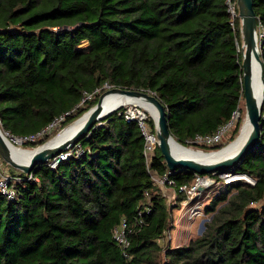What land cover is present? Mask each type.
Wrapping results in <instances>:
<instances>
[{"label": "trees", "instance_id": "1", "mask_svg": "<svg viewBox=\"0 0 264 264\" xmlns=\"http://www.w3.org/2000/svg\"><path fill=\"white\" fill-rule=\"evenodd\" d=\"M253 10L264 25V0H253ZM237 15L226 0H0V129L32 135L73 110L50 135L25 143L34 148L95 105L108 85L155 95L183 146L238 110L232 142L244 115ZM260 55L264 67V37ZM261 114L255 146L227 170L254 183L234 182L213 196L202 234L178 247L159 243L171 213L152 174L172 182L178 202L196 174L169 171L158 147L147 166L143 137L123 107L74 145L79 156L30 174L7 170L20 181L13 200L0 196V264H264V102ZM207 176L222 183L218 173ZM122 221L125 250L112 238Z\"/></svg>", "mask_w": 264, "mask_h": 264}, {"label": "water", "instance_id": "2", "mask_svg": "<svg viewBox=\"0 0 264 264\" xmlns=\"http://www.w3.org/2000/svg\"><path fill=\"white\" fill-rule=\"evenodd\" d=\"M238 11V18L240 20V34H241V71H242V85L244 96V115L248 120L250 131L245 138L242 145L231 156L223 158L211 163H204L194 161L189 158H176L169 149V142L172 140L176 144L183 146L176 142L171 136L167 124V110L165 106L157 99V97L147 91H137L122 88H108L99 97L95 105L90 107L79 118L86 114L85 119L72 132L60 139V141L53 143L51 146L46 144L53 138L43 143L40 146L31 148L34 150L26 163H19L15 160L7 145L4 143L0 131V158L10 167L16 169L24 174H30L34 167L46 164L50 159L57 156L59 153L67 150L75 145L82 137H84L95 125L118 110L121 105L116 108H109L103 105V100L106 95L117 93L131 97L137 101L151 105L156 111V117L151 118L155 125L156 135L158 138V149L162 155L164 162L169 171H176L184 169L198 175H208L212 173L223 174L233 167L237 162L253 149L259 139L260 121L262 117V106L264 102V67L261 60L259 47L256 44V23L257 18L253 10V0H236ZM259 65V80L261 84V93L256 97L253 91V63ZM77 118V119H79ZM76 119V120H77ZM74 122V121H73ZM72 123V122H71ZM222 149V148H221ZM219 149V150H221ZM217 150V151H219ZM213 151V152H217ZM211 152V151H210ZM209 153V152H205ZM235 175H231L234 177ZM244 176V175H236ZM248 178V177H247ZM202 189L201 187L199 188ZM203 225L199 229V234L202 232Z\"/></svg>", "mask_w": 264, "mask_h": 264}, {"label": "built area", "instance_id": "3", "mask_svg": "<svg viewBox=\"0 0 264 264\" xmlns=\"http://www.w3.org/2000/svg\"><path fill=\"white\" fill-rule=\"evenodd\" d=\"M226 5H227L228 12L232 16H234L235 7L237 8L236 0H226ZM263 37H264V25L260 23V21L257 18L256 44L259 47V51L261 48ZM238 51L241 52L240 49H238ZM104 87L108 88L109 86L105 85ZM98 92H99V89H96L92 93H85L83 97L81 98L80 102L75 106V108L82 106L85 102L91 100L92 97ZM72 111L73 110L54 118L46 127H44L43 129H41L35 134L17 138L19 144L36 143L37 141L50 135L52 132H54L56 129H58L61 126V124L66 120V117ZM239 116H240V112L238 110H235L231 114L229 119L225 123L219 125L213 133L208 134V135H195L192 139L187 141L188 144L193 145V146H199V145L214 146V145L222 144L226 142L232 137L233 131L235 130L237 126ZM123 118L126 122H135L137 124L139 131L141 133V136L143 137V141H144L143 154L145 157V161L147 163L146 165L148 166V164L150 163V159L152 155L154 154L155 149L158 147V143H159L157 135H156L155 125L154 127H152L150 123V120H152L150 114L147 115V112L144 110V108L139 106L138 104H131V105H127L123 107ZM3 133L9 136L8 133L6 132H3ZM73 155L75 156L80 155L79 150L76 146H72L68 148L67 150L59 153L57 156L53 157L52 159H50L48 161V166L51 169H54L61 162L71 158ZM1 166H2V162L0 163V196L10 201V200H13L16 196L15 183L17 181H20V178L18 176H12L11 174L8 173V171L3 170ZM222 175L231 176V174L229 173H223V174H219V177L222 178ZM154 176L155 175L152 174V179L155 184L173 186L172 182L168 180L166 176H162V177L160 176L154 177ZM30 177L31 176H29V178ZM205 177H209V176L207 175L201 176V175L196 174L193 183L189 187H186V186L180 187L179 192H185L187 193L189 197L193 198L196 194L201 193L203 189L206 186H208V183L210 181L209 178L211 177L207 179H205ZM248 179H249L248 183L250 184L254 183V180H252L251 178H248ZM227 180H225V183H228L226 182ZM200 187L202 188L201 190L199 189ZM112 238L123 250H125L129 246V241H128L127 232H126V224L124 221H122L119 225L113 228Z\"/></svg>", "mask_w": 264, "mask_h": 264}, {"label": "rangeland", "instance_id": "4", "mask_svg": "<svg viewBox=\"0 0 264 264\" xmlns=\"http://www.w3.org/2000/svg\"><path fill=\"white\" fill-rule=\"evenodd\" d=\"M240 109H241V114H243L244 102L242 100L240 102ZM147 115H149V113H147ZM55 135H53L51 138H53ZM228 143H230L229 140H227L224 143L223 147L226 146ZM18 146L24 149H31L26 147L25 144H19ZM188 147H192L200 150L209 149L203 145H199V146L190 145ZM207 152L210 151L207 150ZM1 162H2L1 167L3 170L6 171L8 170L11 173L18 172V170L13 169L0 158V163ZM154 177H156V175ZM228 177L229 175L227 176L222 175V180H223L222 183L217 180H214V178L212 179L209 177H205V179L207 178L210 179L208 186H206L201 193L196 194L193 198L189 197L187 193H185V199L180 202H178L177 200V192L174 187L168 185L155 184L159 193L164 197L168 209L171 213V217H170L171 227H169V230L166 231L164 237L159 243L166 244L167 242H169L168 244H170V246L178 247L182 245H187L191 240H194L197 237H199L204 231V229H202V232L199 234V229L201 225H203L204 228L205 223H207L212 216L211 214L209 213L207 214L205 212V208L210 203L212 197L220 193H224L226 192V190H230V191L232 190V188L226 187L230 185L228 183H225V180H227ZM162 257L163 254H161V258Z\"/></svg>", "mask_w": 264, "mask_h": 264}, {"label": "bare ground", "instance_id": "5", "mask_svg": "<svg viewBox=\"0 0 264 264\" xmlns=\"http://www.w3.org/2000/svg\"><path fill=\"white\" fill-rule=\"evenodd\" d=\"M252 86L255 96L259 97L261 93V84L259 80V65L256 62L253 63ZM131 104H138L139 106L143 107L144 110L149 113L153 118L156 117V111L151 105L143 103L141 101H137L125 95L111 93L106 95L103 100V105L109 108H116L119 105H121V107H124ZM85 116L86 114H84L81 118L75 120L74 122L70 123L67 127L61 130L52 140H50L46 144V146H51L53 143L60 141V139L72 132L78 125L81 124V122L85 119ZM249 131L250 126L248 120L246 119L245 115H243V122L241 124L240 132L237 138L217 152L211 151L209 153H205L207 151L195 149L188 146H180L172 140L169 142V149L176 158H189L198 162L211 163L233 155L242 145ZM1 136L3 138L4 143L7 145L10 152L14 156L15 160H17V162L19 163H26L32 152H34V150L21 148L20 146H18L19 142L17 138L9 137L2 131ZM243 180H245L246 182L249 181L246 176H234L232 178L231 176H229L226 182L232 184V182L234 183L236 181L238 182Z\"/></svg>", "mask_w": 264, "mask_h": 264}]
</instances>
